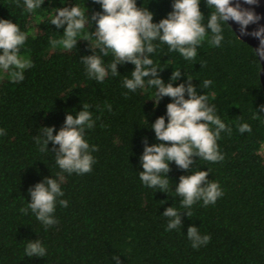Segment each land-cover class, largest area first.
Instances as JSON below:
<instances>
[{"label": "trees", "instance_id": "trees-1", "mask_svg": "<svg viewBox=\"0 0 264 264\" xmlns=\"http://www.w3.org/2000/svg\"><path fill=\"white\" fill-rule=\"evenodd\" d=\"M174 0H136L137 7L153 12L158 23L171 12ZM79 6L86 15L102 12L94 0H44L33 13L25 10L23 0L17 7L14 0H0V19L17 23L27 34L20 55L32 61L24 71L23 81L12 82L8 73L0 78V264H264V95L259 81L260 67L253 48L239 39L227 23L222 24L220 46L209 43L211 32L197 46L194 60L184 59L178 51L159 40L153 41L149 54L158 75L166 83L174 70L180 69L173 86L186 83L187 77L196 86L197 94L209 97L215 114L231 128L221 132L217 140L224 159L208 162L194 157L189 169L169 162L167 192L151 188L140 180L143 171L141 156L145 138L149 145L161 143L151 124L164 116L167 104L159 105L151 98L156 89L147 85L136 91L124 87L132 78L134 65L118 64V75L109 71L103 82L87 75L82 57L92 55L90 41L95 44V22L86 25L77 46L65 50L51 41L63 38L64 27L50 23L57 8ZM203 23L211 9L200 0ZM214 10V9H213ZM107 67L114 60L109 52L103 56ZM212 84L203 88V81ZM187 98V93H185ZM89 105L94 127L85 129V140L97 146L92 171L67 173L56 163L54 149L40 151L36 138L43 139V127H53V135L64 126L66 116L75 115ZM111 105V111L108 109ZM247 123L251 132L241 133L239 126ZM211 128L215 126L210 125ZM210 170V182H218L223 196L215 204L204 206L197 201L189 209L181 205L175 192L182 175ZM163 175V174H162ZM61 177L63 179L61 180ZM55 178L64 193L53 213L57 221L45 226L29 209V188ZM168 207L180 211L181 227L166 230L169 218L163 216ZM187 212L191 213L189 217ZM189 226L211 240L198 249L187 236ZM39 239L46 249L45 257H28L25 248Z\"/></svg>", "mask_w": 264, "mask_h": 264}, {"label": "clouds", "instance_id": "clouds-1", "mask_svg": "<svg viewBox=\"0 0 264 264\" xmlns=\"http://www.w3.org/2000/svg\"><path fill=\"white\" fill-rule=\"evenodd\" d=\"M20 7V0H14ZM102 7V12H93L91 17L86 15L87 9H82L75 4L71 7L57 8L51 17L50 23L57 28L64 27L63 38L51 41L55 47L61 45L65 50H73L77 46V37L83 36L86 25L95 22L93 45L90 40L89 47L92 55L82 57L86 66L87 75L103 82L109 71L113 76L119 74L118 64H133L132 78H126L123 85L130 91L147 85L156 89L155 105L167 96L172 102L167 104V123L164 116L158 117L151 128L154 129L156 139L161 143L149 145L145 138L144 151L141 156L143 171H140V180L144 185L167 192L170 171L169 162L181 169H189L194 163V157L202 158L208 162H219L224 159L219 151L217 140L221 132L231 134V128L215 114L214 106L208 103L209 97L197 94L196 86L191 83L192 78L187 77L186 83L173 86L172 81L181 78L180 69L173 71L169 82H165L158 75V67L149 57L156 50L153 41L159 40L169 46L170 51H178L186 60H194L197 56V46L200 45L211 32L209 43L220 46L223 37L222 24L229 20L240 25L242 34L247 33V26L256 23L260 17L252 10L242 8L239 3L235 5L232 0H206L211 9L207 25L203 23L205 17L200 9V0H174L172 11L166 18L158 23L153 22V12L148 8L137 7L136 0H94ZM246 4H255L256 0H244ZM44 0H23L25 10L33 13L41 8ZM214 9V10H213ZM229 25V24H228ZM251 35L259 38L260 46L254 49L255 56L264 60V27L253 31ZM27 34L20 30L17 23L9 19H0V71L7 72L12 82L23 81L24 71L32 66V61L20 55L21 46L25 44ZM111 52L114 60L107 67L103 64L100 55ZM212 84L211 80L203 81V88L207 89ZM187 93V98H185ZM89 105L84 104L83 109L75 115L66 116L64 126L53 135V127H43V139L36 138L40 151H48L49 141L58 145L54 149L56 163L63 171L71 174H85L92 171L94 157L91 152L97 151V146H90L85 140V129L94 127L95 121L88 111ZM111 111V105L107 106ZM264 111V105L261 106ZM210 125L215 126L214 130ZM247 123L239 126L241 133L251 132ZM0 135H6L5 129H0ZM210 170H198L191 175L180 177L175 192L182 197L181 205L184 209L191 208L197 201H203L204 206L215 204L223 196V190L218 182L208 179ZM163 174V175H162ZM63 177H61V180ZM31 202L21 212L27 214L29 209L36 215V219L45 226L54 225L57 221L53 217L57 202L60 206L67 207L68 202L59 199L64 195L60 183L55 178H45L44 182L37 183L34 188H29ZM190 217L191 213L187 212ZM163 216L168 217L166 230L181 227V215L174 207H168ZM187 236L192 242V247L198 249L206 245L210 235L199 234L198 228L189 226ZM46 249L39 239L30 241L25 248L28 257H45ZM116 264H120L118 256H113Z\"/></svg>", "mask_w": 264, "mask_h": 264}, {"label": "water", "instance_id": "water-1", "mask_svg": "<svg viewBox=\"0 0 264 264\" xmlns=\"http://www.w3.org/2000/svg\"><path fill=\"white\" fill-rule=\"evenodd\" d=\"M232 3L234 5L236 3H239L242 8L250 9L254 11L260 17V19L256 23H250L247 26L248 34L241 33L239 24L235 23L232 20L228 21L230 28L234 31V33L239 39L249 44L253 48V50L257 49L260 46V40L259 38L251 35V33L260 27H264V0H256L255 4H246L244 0H232ZM257 58L260 64V67L258 70L259 81H260L262 92L264 95V60H261L259 56H257Z\"/></svg>", "mask_w": 264, "mask_h": 264}, {"label": "rangeland", "instance_id": "rangeland-1", "mask_svg": "<svg viewBox=\"0 0 264 264\" xmlns=\"http://www.w3.org/2000/svg\"><path fill=\"white\" fill-rule=\"evenodd\" d=\"M4 75V71H0V78ZM260 153L264 156V144L260 148Z\"/></svg>", "mask_w": 264, "mask_h": 264}, {"label": "built area", "instance_id": "built-area-1", "mask_svg": "<svg viewBox=\"0 0 264 264\" xmlns=\"http://www.w3.org/2000/svg\"><path fill=\"white\" fill-rule=\"evenodd\" d=\"M263 144H264V142L261 144V147H262ZM261 147H260V148H261ZM263 157H264V156H263Z\"/></svg>", "mask_w": 264, "mask_h": 264}]
</instances>
